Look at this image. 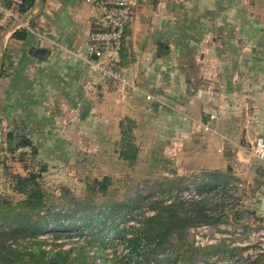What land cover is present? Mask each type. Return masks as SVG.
Segmentation results:
<instances>
[{"label": "crops", "instance_id": "crops-1", "mask_svg": "<svg viewBox=\"0 0 264 264\" xmlns=\"http://www.w3.org/2000/svg\"><path fill=\"white\" fill-rule=\"evenodd\" d=\"M104 1L42 0L11 30L16 20L0 0V131L8 146L26 137L42 153L55 146L47 139L72 138L96 150L119 140V123L130 120L133 138L157 139L159 153L180 157L174 165H206L219 149L247 162V144L264 137V0H131L120 67L142 93L126 96L109 92L78 57ZM24 23L42 37L12 38ZM210 114L217 134L203 130ZM193 147L200 157L184 156Z\"/></svg>", "mask_w": 264, "mask_h": 264}, {"label": "rangeland", "instance_id": "rangeland-1", "mask_svg": "<svg viewBox=\"0 0 264 264\" xmlns=\"http://www.w3.org/2000/svg\"><path fill=\"white\" fill-rule=\"evenodd\" d=\"M6 135L0 131V197H9L13 201L19 200L20 195L12 192V176L25 175L28 171H41V183L46 192L47 204L52 212H61L64 231H52L38 235L43 249H64L77 254V247L89 241L91 248L83 255L95 259L97 264H104L114 254L123 255L120 238L111 234L109 242L103 250L99 249V242L94 238L95 227L85 229L78 220L85 211H103L106 224H113V220L121 222L123 227L138 228L140 216H150L154 211L150 209L152 200L189 204L174 197L175 190H182L191 183L198 192L210 191L206 207L208 213L220 219L215 224L194 225L188 228L185 239L196 248H204L223 243L225 250L206 254L191 264H264V216L258 211L260 199L264 197V170L250 155L249 142L246 148L247 162L238 161L237 154H227L219 149L218 153L209 156L206 165L196 164L195 160L184 165H174L180 158L176 155L159 153V141L149 139L139 140V154L133 165L118 157L119 140L115 137L104 139V145L96 150L92 148L82 150L75 139L53 138L45 141V146L55 144L54 147H39L36 156L32 153L17 152L13 146H8ZM49 142V143H48ZM101 141H99L100 143ZM48 143V144H47ZM200 142H196L195 145ZM169 144V143H168ZM91 146L88 144V147ZM95 149V148H93ZM188 150L191 158L200 157L198 149ZM45 150L49 151L48 153ZM202 155V154H201ZM183 156V158H184ZM185 160V159H184ZM169 162L167 165L165 162ZM208 164V165H207ZM212 166L218 167L220 172L218 186L206 187L203 176ZM110 177V184L104 195L89 196L86 185L93 179L101 180ZM230 182H242L244 187L232 194L226 188ZM219 189V191H217ZM91 199V200H90ZM85 200L84 205L76 202ZM204 200V199H203ZM163 203V204H164ZM167 204V203H165ZM116 211V212H115ZM125 219V220H124ZM206 226L199 236L202 245H194V236L190 229ZM85 229V230H84ZM82 231V234L78 233ZM57 231V232H56ZM60 233L55 237V233ZM32 241H21L22 247H30ZM176 245V240L173 241ZM173 264H189L183 260L181 250L176 246L166 247ZM101 252L104 254L100 257Z\"/></svg>", "mask_w": 264, "mask_h": 264}, {"label": "trees", "instance_id": "trees-1", "mask_svg": "<svg viewBox=\"0 0 264 264\" xmlns=\"http://www.w3.org/2000/svg\"><path fill=\"white\" fill-rule=\"evenodd\" d=\"M34 3L35 0H21L17 8L19 16L26 14ZM9 5L10 0L6 7ZM28 35L29 32L25 29H17L12 33V38L25 40ZM119 126L121 136L118 157L129 165H133L138 155V148L134 144L132 135L133 123L126 120L125 123L120 122ZM19 147H29L33 156L38 154L36 147L26 137H21L14 148ZM219 174L218 170L206 172L203 176L206 187L218 186L216 182L219 180ZM109 184L110 177L104 176L101 180L93 179L86 185V188L89 196L104 195ZM11 190L21 198L13 201L9 197H0V264H97L95 259L89 260L90 257L83 255L84 251L91 248L90 240L77 247L79 250L77 254H73L70 250H46L41 247L38 235L55 230L64 231L63 228H65L63 219L60 218L61 212H52L47 204L46 192L41 183V171L31 170L25 175H13ZM207 202L208 199L205 198L189 204L174 202L165 204L152 200L149 207L154 214L141 215L138 219V228L123 227L121 222L115 220L113 224L107 225L106 217L101 216L105 209L95 212L85 211L77 217L85 229L96 228L92 239L98 240L100 250L108 245L111 234L120 238L125 253L123 255L114 254L109 261H104V264H173L174 261L172 262L165 248L174 246L182 251L183 260L191 264L203 255L226 249L223 243L196 248L192 243L185 241L189 235H187L189 227L215 224L219 221L218 216L208 213ZM85 203V200L76 202L77 205ZM78 233L83 232L78 230ZM54 235L58 238L60 233ZM23 240L32 241L31 246L22 247L20 244ZM174 240L177 241L176 245ZM103 255L101 252L100 257Z\"/></svg>", "mask_w": 264, "mask_h": 264}, {"label": "built area", "instance_id": "built-area-1", "mask_svg": "<svg viewBox=\"0 0 264 264\" xmlns=\"http://www.w3.org/2000/svg\"><path fill=\"white\" fill-rule=\"evenodd\" d=\"M243 1L248 4L253 2V0ZM20 2L21 0H10L9 7L3 9L9 17L16 21L20 18L17 12ZM132 9L131 0H105L104 10L96 20L98 26L89 33L84 50L78 54V57L83 60L88 70L100 75L105 81L107 90L120 96L142 93L141 89L129 79L120 67V51L123 39L127 34L128 25L132 21ZM22 26L33 35L42 37L26 23ZM143 94H145L146 100L150 101L153 99L151 94ZM212 94L218 95L217 92ZM216 118L215 114L208 115V121L202 124L203 130L217 134V131L210 124ZM16 151L30 153V148L19 147ZM250 155L264 170V137L256 136L254 138L250 147ZM243 187L244 184L242 182H230L226 185L227 190L234 195H237V192L242 190ZM209 193L210 191L204 190L198 192L193 184L188 183L181 191L175 190L174 197H177L182 202L199 201L206 198ZM171 202L166 201L165 203L170 204ZM206 229V226L190 229L191 234L194 236L195 246L202 245L199 242L198 234H201V231Z\"/></svg>", "mask_w": 264, "mask_h": 264}, {"label": "water", "instance_id": "water-1", "mask_svg": "<svg viewBox=\"0 0 264 264\" xmlns=\"http://www.w3.org/2000/svg\"><path fill=\"white\" fill-rule=\"evenodd\" d=\"M41 0H35V3L33 5V7L24 15H22L19 20H17L14 25L12 26L11 30H14L16 28H19L21 26V24L23 22H25L30 15L35 11V9L38 7V5L40 4ZM3 56H4V48H3V42H2V46L0 48V74L2 71V66H3ZM95 57V56H94ZM257 197L261 200L260 204L258 206V211L259 213L264 216V197H261V195H257Z\"/></svg>", "mask_w": 264, "mask_h": 264}]
</instances>
